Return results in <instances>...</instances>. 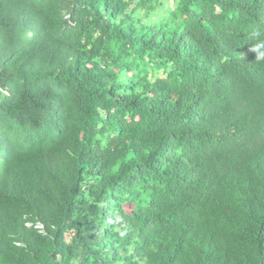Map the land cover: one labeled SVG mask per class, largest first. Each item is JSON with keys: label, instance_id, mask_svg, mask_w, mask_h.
<instances>
[{"label": "trees", "instance_id": "obj_1", "mask_svg": "<svg viewBox=\"0 0 264 264\" xmlns=\"http://www.w3.org/2000/svg\"><path fill=\"white\" fill-rule=\"evenodd\" d=\"M258 39L264 0H0V264H264Z\"/></svg>", "mask_w": 264, "mask_h": 264}, {"label": "clouds", "instance_id": "obj_2", "mask_svg": "<svg viewBox=\"0 0 264 264\" xmlns=\"http://www.w3.org/2000/svg\"><path fill=\"white\" fill-rule=\"evenodd\" d=\"M254 36H259V33H254ZM250 51L255 53V59L258 61H264V40H257V42L250 47ZM264 153L257 157V159H262Z\"/></svg>", "mask_w": 264, "mask_h": 264}]
</instances>
